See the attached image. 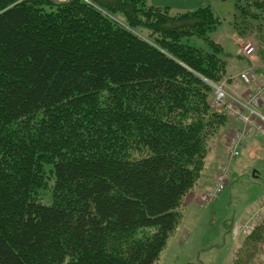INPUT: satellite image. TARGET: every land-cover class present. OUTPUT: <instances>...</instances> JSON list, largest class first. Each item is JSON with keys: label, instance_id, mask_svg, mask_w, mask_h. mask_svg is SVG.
Instances as JSON below:
<instances>
[{"label": "trees", "instance_id": "16d2710c", "mask_svg": "<svg viewBox=\"0 0 264 264\" xmlns=\"http://www.w3.org/2000/svg\"><path fill=\"white\" fill-rule=\"evenodd\" d=\"M233 1L264 49V0ZM220 24L208 6L0 0V264L159 259L227 124L203 80L232 74ZM233 264H264V224Z\"/></svg>", "mask_w": 264, "mask_h": 264}, {"label": "rangeland", "instance_id": "374dc122", "mask_svg": "<svg viewBox=\"0 0 264 264\" xmlns=\"http://www.w3.org/2000/svg\"><path fill=\"white\" fill-rule=\"evenodd\" d=\"M145 1L149 6L167 9L172 15L210 7L221 21L211 39L221 46L224 58L228 62V73L231 71L236 75L248 68H252L257 73L262 72L260 66L264 65V49L257 47L252 37H241L236 32L234 25L240 21V18L234 9L233 0ZM248 43L254 47L253 56L250 59L240 58L242 48ZM188 44L196 48H206L205 43L197 38H191ZM232 74L224 76L220 81L225 83L228 89H232L230 86L235 79ZM210 105L213 111L227 118L226 126L214 142L215 146L220 148V151H217L218 165L210 164V156L206 158L205 171L213 175L224 164L222 159L224 147L237 126L225 112L215 109L211 100ZM254 136H251L254 139L249 141L245 137V145L240 149L239 156L234 160L226 161L228 180L218 199L203 205L199 202L196 209L185 212L184 218L168 239L159 259L154 264H233L238 247L253 231L247 236L234 238L232 228L240 226L247 221L250 214L255 213L260 217L255 228L264 224V143L262 137ZM210 189L197 192V199ZM42 200L44 203H49L50 194L49 196L48 193L43 194Z\"/></svg>", "mask_w": 264, "mask_h": 264}, {"label": "built area", "instance_id": "2783aa9c", "mask_svg": "<svg viewBox=\"0 0 264 264\" xmlns=\"http://www.w3.org/2000/svg\"><path fill=\"white\" fill-rule=\"evenodd\" d=\"M63 1V0H62ZM254 54V47L248 43L242 48V55L250 59ZM232 89H228L223 82H212L203 80L212 88V106L215 109L225 112V114L238 125L231 138L227 141L223 150L224 164L215 173L211 189L200 195V204L212 203L218 199L221 192L225 189L228 180L226 161L234 160L240 154V149L244 145V139L250 132L258 135L264 140V114L260 112V107L264 101V75L248 68L245 71L234 75ZM232 76V77H234ZM250 217L240 226L232 228V236L249 235L258 223L259 214H250Z\"/></svg>", "mask_w": 264, "mask_h": 264}, {"label": "crops", "instance_id": "0c3cea01", "mask_svg": "<svg viewBox=\"0 0 264 264\" xmlns=\"http://www.w3.org/2000/svg\"><path fill=\"white\" fill-rule=\"evenodd\" d=\"M256 58V57H255ZM254 59V58H253ZM254 62V61H253ZM254 64V63H252ZM260 68L262 69V72L260 73V75H264V65H261ZM234 75V74H232ZM254 136V135H252ZM257 136V135H256ZM254 136V137H256ZM254 138L251 137H247V140H253ZM264 143V140H263ZM244 145H245V141H244ZM243 145V146H244ZM217 151H220V148H217V145L214 147L213 153L210 155L211 157V162L210 164H214V165H218V158H219V154L217 153ZM215 174V173H214ZM214 174L212 175L211 173H209L208 171H205L202 179L200 180V182L198 183V185L196 186V188L191 191L185 198L184 200V204L182 206V218H184V214L185 212H187L190 209H196V207L199 206V201L197 199V192H200V190H206V189H210L211 188V184H212V179L214 177ZM197 195V196H196Z\"/></svg>", "mask_w": 264, "mask_h": 264}]
</instances>
